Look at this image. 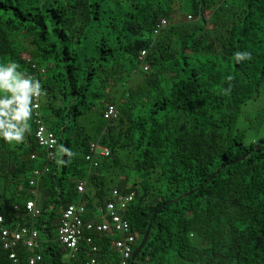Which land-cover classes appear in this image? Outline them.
Listing matches in <instances>:
<instances>
[{"label": "trees", "instance_id": "1", "mask_svg": "<svg viewBox=\"0 0 264 264\" xmlns=\"http://www.w3.org/2000/svg\"><path fill=\"white\" fill-rule=\"evenodd\" d=\"M182 7L192 18L177 16ZM12 62L40 82L23 141L0 138V213L39 231L35 249L17 248L21 264L36 252L39 264H64V209L82 202L101 219L113 187L135 191L125 212L134 249L151 222L134 264H264V137L246 145L234 129L264 81V0H0V63ZM36 110L57 138L52 159ZM94 111L104 121L93 135ZM92 141L110 149L97 165ZM114 171L123 176L111 185ZM92 234L76 264L115 261L118 249L106 254L119 234ZM0 264H13L1 239Z\"/></svg>", "mask_w": 264, "mask_h": 264}, {"label": "built area", "instance_id": "2", "mask_svg": "<svg viewBox=\"0 0 264 264\" xmlns=\"http://www.w3.org/2000/svg\"><path fill=\"white\" fill-rule=\"evenodd\" d=\"M192 18V15H188ZM167 20L163 18L158 24V28L166 25ZM158 31V30H156ZM147 54L146 50L142 51V58ZM147 69L148 66L144 65ZM38 96V95H35ZM36 98V97H35ZM34 108H38V103L35 101ZM40 112V111H39ZM36 110V118L39 115ZM118 115V108L114 103H107V108L104 112V117L112 119ZM35 118V119H36ZM36 137L39 144L47 147V159L54 157L53 149L56 146L57 138L55 133L50 130L42 118H37ZM110 154V149L107 146H101L98 141H92L90 144L89 153L86 155L94 165L98 164L97 157L107 156ZM36 154H31V158H36ZM45 170L49 167L46 165ZM42 174L40 168L33 170L30 184L35 185L38 177ZM78 188L81 191L86 190V183L84 181L79 182ZM135 198V191H122L118 187H113L111 190L110 198L105 203V206L101 209V219L99 217L88 218L85 217L87 208L84 203H70L64 209L62 217L60 218L58 227V240L63 245L74 251L78 250L81 243L85 242L91 244L94 241V233H118L119 237L115 240V245L119 251V259L113 261L110 264H130L132 253L134 250V244L136 242V234L131 229V224L125 216L126 209L129 204ZM27 209L34 215L38 213L35 199H29L27 201ZM0 239L3 242L4 248L9 252V257L13 264H21L18 256L17 248L20 245L27 246L28 248L35 249L39 243V231L34 226H28L24 224H16L14 226H7L5 224V217L0 213ZM96 249V247H92ZM28 264H39L43 259L40 252L33 253L29 256ZM64 264H69L65 262ZM84 264H102L99 259L91 255ZM200 264V263H199Z\"/></svg>", "mask_w": 264, "mask_h": 264}, {"label": "clouds", "instance_id": "3", "mask_svg": "<svg viewBox=\"0 0 264 264\" xmlns=\"http://www.w3.org/2000/svg\"><path fill=\"white\" fill-rule=\"evenodd\" d=\"M249 53H236L237 60L249 57ZM0 90L8 95L0 96V138L6 142L20 143L29 129L32 115L31 100L40 91V82L18 71L15 62L0 63ZM62 151H68L65 148Z\"/></svg>", "mask_w": 264, "mask_h": 264}, {"label": "rangeland", "instance_id": "4", "mask_svg": "<svg viewBox=\"0 0 264 264\" xmlns=\"http://www.w3.org/2000/svg\"><path fill=\"white\" fill-rule=\"evenodd\" d=\"M183 19H190L188 16V10L182 7L178 12L177 16H182ZM104 119L96 112L91 115V117L86 120L85 123L90 125L89 131L91 133H96V125L102 123ZM234 129L242 131L244 133L243 141L246 145L250 144L254 140H258L264 137V81L260 90L256 95L247 100L241 108V112L237 118V121L234 124ZM123 174L120 171H114L110 174L109 177H112L110 184L114 185L115 181L121 178ZM62 246V245H61ZM43 247L45 245L43 244ZM115 245L110 246L106 255L114 256V253H117ZM120 255L117 259H119ZM47 261L50 263V255L46 252ZM80 258L79 252L73 249L67 248L63 251L62 259L65 262L70 264H76V260ZM116 259V260H117ZM100 261V260H99ZM112 263V262H111ZM78 264V262H77ZM82 264V263H81Z\"/></svg>", "mask_w": 264, "mask_h": 264}, {"label": "water", "instance_id": "5", "mask_svg": "<svg viewBox=\"0 0 264 264\" xmlns=\"http://www.w3.org/2000/svg\"><path fill=\"white\" fill-rule=\"evenodd\" d=\"M150 230H151V222L148 225V228L141 240V242L138 244V246L133 250L132 253V257H131V263L130 264H134V259L136 258V256L138 255V253L141 251L142 247L144 246V244L146 243L148 236L150 234Z\"/></svg>", "mask_w": 264, "mask_h": 264}]
</instances>
